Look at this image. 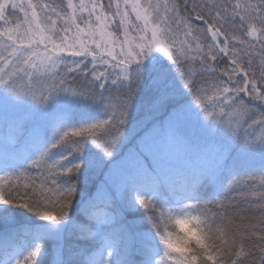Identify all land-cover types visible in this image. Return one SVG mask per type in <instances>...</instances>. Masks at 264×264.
Wrapping results in <instances>:
<instances>
[{
  "label": "snow or ice",
  "instance_id": "obj_1",
  "mask_svg": "<svg viewBox=\"0 0 264 264\" xmlns=\"http://www.w3.org/2000/svg\"><path fill=\"white\" fill-rule=\"evenodd\" d=\"M0 205V264H264V0H0Z\"/></svg>",
  "mask_w": 264,
  "mask_h": 264
},
{
  "label": "trees",
  "instance_id": "obj_2",
  "mask_svg": "<svg viewBox=\"0 0 264 264\" xmlns=\"http://www.w3.org/2000/svg\"><path fill=\"white\" fill-rule=\"evenodd\" d=\"M54 2L59 3L60 0H54ZM74 2H79V0H74ZM154 56H160V53H154ZM166 59V57H164ZM71 111V123L74 125H78L81 122L89 121L97 116L102 114L86 107V106H79L73 108ZM168 113L167 112H160L156 116V121L163 122ZM147 122L143 120L142 113H137L135 120L132 123V134L129 136L128 141L121 147L119 153H117L115 157V163L104 164L98 167H93L85 173L84 178L82 179L80 185V199L81 201L88 198L90 195L94 194L96 189L104 182L106 179V174L110 171H114L116 168L119 167L120 161L127 155V153L132 150L136 146L137 139L139 136L143 135L144 132L147 130ZM89 152H95L96 149L94 146H89ZM243 171V169H240ZM241 179H247V177H240ZM259 181L257 180V183ZM212 189L205 188L203 191V195L205 198L211 195ZM134 196V194H132ZM159 199V197H157ZM79 207L80 203L78 202L75 205V211L71 213V219L77 220L82 219L79 216ZM130 217L134 220H142L143 219V210L136 209L130 212ZM5 220L9 223L6 225ZM47 222L41 220L38 217L33 216L31 213L27 212L23 209H17L11 206H4L0 205V233H3L6 230V227H10L13 225H27L31 227H42ZM145 226L150 227L151 225L145 221ZM71 228V224L69 225V229Z\"/></svg>",
  "mask_w": 264,
  "mask_h": 264
},
{
  "label": "rangeland",
  "instance_id": "obj_3",
  "mask_svg": "<svg viewBox=\"0 0 264 264\" xmlns=\"http://www.w3.org/2000/svg\"><path fill=\"white\" fill-rule=\"evenodd\" d=\"M53 111H55V107H53ZM166 119H167V117H166ZM166 119H165V120H166ZM92 195H93V194H92ZM90 196H91V195H90ZM86 199H87V198H86ZM130 214H131V213H128V214H127V218H128L129 220H134L132 217H130ZM69 225H70V223L66 225V230L69 229Z\"/></svg>",
  "mask_w": 264,
  "mask_h": 264
}]
</instances>
